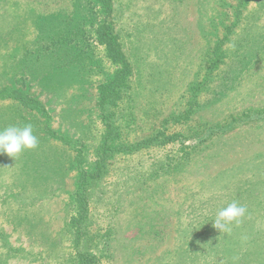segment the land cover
Segmentation results:
<instances>
[{
    "label": "rangeland",
    "instance_id": "rangeland-1",
    "mask_svg": "<svg viewBox=\"0 0 264 264\" xmlns=\"http://www.w3.org/2000/svg\"><path fill=\"white\" fill-rule=\"evenodd\" d=\"M112 2L133 72L128 143L223 127L191 158L179 143L119 154L93 189L89 248L106 264H264V0ZM105 16L96 0H0V129L31 124L39 141L0 154V264H70L77 147L91 171L116 69L97 40ZM233 201L247 211L220 232L211 220Z\"/></svg>",
    "mask_w": 264,
    "mask_h": 264
},
{
    "label": "trees",
    "instance_id": "trees-1",
    "mask_svg": "<svg viewBox=\"0 0 264 264\" xmlns=\"http://www.w3.org/2000/svg\"><path fill=\"white\" fill-rule=\"evenodd\" d=\"M96 1L102 12L106 15V18L96 29L97 40L104 47L107 58L116 66V69L112 77L99 87L98 109L103 123V130L100 137L101 143L96 152L94 168L91 171H86L82 167L87 161V155L81 146L77 147L79 153L77 154L78 157L76 156V161L79 166V175L74 191L76 213L71 217L68 224L70 232L73 235L69 251L70 264H106L104 260L102 261L105 251L101 250V252H98L89 248V238H87L89 232L86 230V220L89 217L93 189L109 173L113 160L119 154H133L142 148L150 149L152 147L179 143V149L183 152L184 157L191 158L192 150L196 149V146L212 138L223 127L211 125L205 131L202 130V139L199 138L196 142L192 141L191 136H183V133H162L160 136L155 134L135 143H128L125 135L132 127V114H128L126 111L128 105L124 108L120 106L123 99H126L129 81L133 72L121 45L120 37L115 31L112 21L109 19L113 12L112 0ZM245 1L248 2V0ZM38 40L41 43L44 41L43 38H39L35 43ZM44 78H46L45 76H43V80L46 81ZM11 91L14 99L24 103L29 108L48 114V110L42 99L22 89L12 88ZM231 123L233 122L225 123L226 129H229ZM195 135L199 136L198 134ZM59 137L63 140L61 136Z\"/></svg>",
    "mask_w": 264,
    "mask_h": 264
},
{
    "label": "clouds",
    "instance_id": "clouds-1",
    "mask_svg": "<svg viewBox=\"0 0 264 264\" xmlns=\"http://www.w3.org/2000/svg\"><path fill=\"white\" fill-rule=\"evenodd\" d=\"M38 143V138L34 135L31 124L10 125L0 129V154H7L15 158L25 150L35 149ZM246 211L245 206L233 201L216 213L214 219L211 220L213 227L220 232H228L231 230L232 224L240 222Z\"/></svg>",
    "mask_w": 264,
    "mask_h": 264
}]
</instances>
